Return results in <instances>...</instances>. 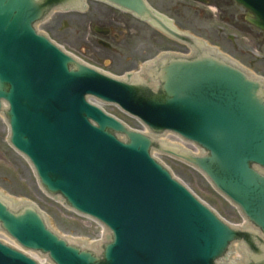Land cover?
Here are the masks:
<instances>
[{
  "label": "water",
  "instance_id": "water-1",
  "mask_svg": "<svg viewBox=\"0 0 264 264\" xmlns=\"http://www.w3.org/2000/svg\"><path fill=\"white\" fill-rule=\"evenodd\" d=\"M65 1L0 0V112L10 146L47 194L109 235L99 258L55 235L35 206L14 213L1 199L0 228L53 264H215L233 242L252 247L248 234L228 226L151 158L150 138L87 102L93 98L153 134L169 131L201 148L204 155L194 157L158 146L200 171L264 238L263 81L199 44L190 59L164 54L146 64V80L101 74L35 31L49 7ZM102 1L184 40L145 0ZM235 2L264 32V0ZM247 255L250 264H264V242ZM0 264L36 263L0 243Z\"/></svg>",
  "mask_w": 264,
  "mask_h": 264
},
{
  "label": "rangeland",
  "instance_id": "rangeland-1",
  "mask_svg": "<svg viewBox=\"0 0 264 264\" xmlns=\"http://www.w3.org/2000/svg\"><path fill=\"white\" fill-rule=\"evenodd\" d=\"M147 2L173 19L180 31L203 40L251 74L264 78V62L260 59L264 56V35L244 21V9L232 0H206L207 6L190 0ZM223 19L231 26H226ZM102 26H108L107 30L117 35L115 41L104 40L109 49L95 42L102 35L96 34L93 28L105 29ZM38 30L66 51L83 58L85 62L105 68L113 75L137 71L142 62L162 52L185 54L188 51L147 24L93 2H88L86 14H55L39 25ZM102 108L130 128L142 129L118 109L107 105ZM6 135L7 128L0 117V196L11 202L34 203L41 209L47 224L62 236L89 242L97 240V225L67 211L42 192L27 162L7 145ZM162 160L176 179L197 194L222 219L232 225L243 223L235 208L222 199L200 173L170 158L162 157ZM3 236L0 233V239L6 241Z\"/></svg>",
  "mask_w": 264,
  "mask_h": 264
},
{
  "label": "flooded vegetation",
  "instance_id": "flooded-vegetation-1",
  "mask_svg": "<svg viewBox=\"0 0 264 264\" xmlns=\"http://www.w3.org/2000/svg\"><path fill=\"white\" fill-rule=\"evenodd\" d=\"M223 23L226 25V26H231V24H228V22L226 21V20H224L223 21ZM103 28H105L106 30L108 29V26H102ZM122 32V31H121ZM120 32V33H121ZM99 36H101V35H99ZM116 37H117V35H115L114 33H112L111 31H109V30H107V33H106V35L104 36H102V37H100V40H97L96 39V43L97 44H99L101 47H104V48H108L109 49V44H107L106 43V41H104V40H106V39H108V40H111V41H115V39H116ZM261 62H264V61H261ZM94 64V63H93ZM95 65H97V64H95ZM97 66H99V65H97ZM130 71V70H129Z\"/></svg>",
  "mask_w": 264,
  "mask_h": 264
},
{
  "label": "bare ground",
  "instance_id": "bare-ground-1",
  "mask_svg": "<svg viewBox=\"0 0 264 264\" xmlns=\"http://www.w3.org/2000/svg\"><path fill=\"white\" fill-rule=\"evenodd\" d=\"M175 140V139H174ZM181 146H184V145H182L181 144ZM185 147V146H184ZM20 201H16L15 203H19ZM22 203V202H21ZM13 244V243H12ZM97 243L95 242V243H89V242H84L83 243V245H85V246H89V247H94L95 245H96ZM236 257H238V255L236 254ZM45 262V260H42V262Z\"/></svg>",
  "mask_w": 264,
  "mask_h": 264
}]
</instances>
